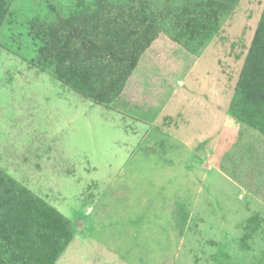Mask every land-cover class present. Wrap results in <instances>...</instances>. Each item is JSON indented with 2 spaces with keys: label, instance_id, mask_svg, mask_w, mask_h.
Returning <instances> with one entry per match:
<instances>
[{
  "label": "rangeland",
  "instance_id": "obj_1",
  "mask_svg": "<svg viewBox=\"0 0 264 264\" xmlns=\"http://www.w3.org/2000/svg\"><path fill=\"white\" fill-rule=\"evenodd\" d=\"M74 1L14 0L0 27V168L87 232L59 264H264V137L202 105L231 102L264 0H240L198 57L160 34L123 111L32 64L29 22ZM148 1L173 22L205 0Z\"/></svg>",
  "mask_w": 264,
  "mask_h": 264
},
{
  "label": "trees",
  "instance_id": "obj_2",
  "mask_svg": "<svg viewBox=\"0 0 264 264\" xmlns=\"http://www.w3.org/2000/svg\"><path fill=\"white\" fill-rule=\"evenodd\" d=\"M13 1L0 0V27ZM239 2L205 0L172 22L148 0H75L65 16L29 22L32 64L95 105L129 110L126 83L160 34L198 57ZM227 116L264 137V6ZM75 233L68 218L0 168V264H55Z\"/></svg>",
  "mask_w": 264,
  "mask_h": 264
},
{
  "label": "crops",
  "instance_id": "obj_3",
  "mask_svg": "<svg viewBox=\"0 0 264 264\" xmlns=\"http://www.w3.org/2000/svg\"><path fill=\"white\" fill-rule=\"evenodd\" d=\"M136 70V69H135ZM134 70V71H135ZM193 70V66H191L190 67V71H192ZM190 74H191V72H190ZM185 77V76H184ZM131 78V77H130ZM129 78V79H130ZM127 84H128V82L126 83V86H125V89H124V92L126 93V87L128 88V86H127ZM179 85L180 84V86H184L185 84H184V81H180V80H176L175 81V83H170L169 84V86L171 87V89H170V91H171V94H170V98H171V100L174 98V96L176 95V93L178 92V88H177V86L176 85ZM134 85V84H133ZM144 90V89H143ZM146 100V99H145ZM223 101V100H222ZM218 102V101H217ZM150 103H152V101H150ZM168 102L166 101L165 102V104L164 105H162L161 107V111H162V115H165V116H168V117H166L165 118V116L164 117H162V121L161 122H163V121H170V122H173V119H172V117H170L166 112H167V108H168V105H169V103L167 104ZM205 108H204V111H209V113H212V122L214 123V121L216 122V123H218L219 121H221L218 117V111L217 110H220V112L223 114V123L222 124H225V122L228 120V116H227V111H228V108H229V105H230V102L228 103L227 101H225L224 100V102L221 104V101H220V103H215V106H214V109H216V110H212L213 109V107L212 108H210V106L208 105V103H206L205 104V102L202 104ZM222 110V111H221ZM160 111V112H161ZM225 115V116H224ZM221 117V116H220ZM215 119H217V121L215 120ZM226 130L227 129H225V126L223 125V128H221V134H222V131H224V132H226ZM84 229H82V230H77L76 229V233H75V236H74V238L75 237H77L79 234H86L87 232L85 231L84 233H82V231H83ZM74 238H73V240H74ZM78 239V241L77 242H80V240H79V238H81V237H77ZM92 238L90 237L89 239H88V241L89 240H91ZM73 240H72V242H73ZM85 240H87V239H85ZM85 240H83L82 241V243H79V244H77V245H79V247H80V245H84V246H86L87 244H86V242H85ZM71 242V243H72ZM70 243V244H71ZM70 244L66 247V249L64 250V252L61 254V256H63V255H65V252L67 251V249H68V247L70 246ZM60 256V257H61ZM59 257V258H60ZM59 260V259H58ZM56 261V263L55 264H59V261ZM67 264H88L85 260H82V261H68L67 260ZM106 264H108V263H106Z\"/></svg>",
  "mask_w": 264,
  "mask_h": 264
}]
</instances>
